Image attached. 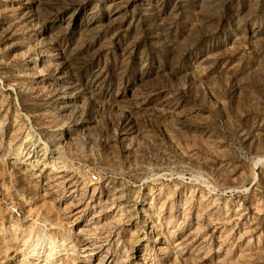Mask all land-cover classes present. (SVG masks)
Instances as JSON below:
<instances>
[{"label": "rangeland", "instance_id": "rangeland-1", "mask_svg": "<svg viewBox=\"0 0 264 264\" xmlns=\"http://www.w3.org/2000/svg\"><path fill=\"white\" fill-rule=\"evenodd\" d=\"M0 264H264V0H0Z\"/></svg>", "mask_w": 264, "mask_h": 264}]
</instances>
